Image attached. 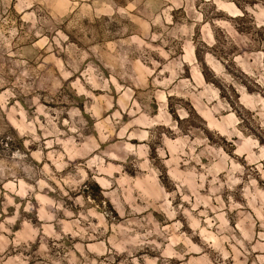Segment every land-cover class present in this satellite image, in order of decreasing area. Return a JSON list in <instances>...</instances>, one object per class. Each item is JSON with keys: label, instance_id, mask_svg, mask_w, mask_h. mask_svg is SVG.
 Masks as SVG:
<instances>
[{"label": "clouds", "instance_id": "clouds-1", "mask_svg": "<svg viewBox=\"0 0 264 264\" xmlns=\"http://www.w3.org/2000/svg\"><path fill=\"white\" fill-rule=\"evenodd\" d=\"M0 264H264V0H0Z\"/></svg>", "mask_w": 264, "mask_h": 264}, {"label": "rangeland", "instance_id": "rangeland-1", "mask_svg": "<svg viewBox=\"0 0 264 264\" xmlns=\"http://www.w3.org/2000/svg\"><path fill=\"white\" fill-rule=\"evenodd\" d=\"M202 77V73L200 74ZM206 115L208 116L209 121L211 122H216V117L213 115V113L211 112V110H209Z\"/></svg>", "mask_w": 264, "mask_h": 264}]
</instances>
